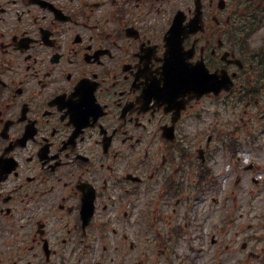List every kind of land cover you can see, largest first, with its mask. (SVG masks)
Returning <instances> with one entry per match:
<instances>
[{"label":"flooded vegetation","instance_id":"af4514ba","mask_svg":"<svg viewBox=\"0 0 264 264\" xmlns=\"http://www.w3.org/2000/svg\"><path fill=\"white\" fill-rule=\"evenodd\" d=\"M129 1L0 0V264H173L176 227L215 192L213 95L172 89L173 15ZM220 38L185 39L190 62L235 72Z\"/></svg>","mask_w":264,"mask_h":264},{"label":"rangeland","instance_id":"374dc122","mask_svg":"<svg viewBox=\"0 0 264 264\" xmlns=\"http://www.w3.org/2000/svg\"><path fill=\"white\" fill-rule=\"evenodd\" d=\"M184 1L191 6L193 5V0ZM216 2L217 0H214L213 8L216 7ZM206 3L208 5L209 0H206ZM263 39L264 31L257 32L252 37L251 42L257 45L261 44ZM260 109L264 111V103ZM232 111V108L222 107L220 108V117ZM214 118L217 116L211 109L205 115V120L210 123ZM261 141L264 142V136H261ZM262 153L253 151L249 155L261 160L264 157V153ZM227 155L223 153L221 156H216L213 167L217 173L222 170V163L225 171L228 168L227 164L230 157ZM241 158L243 159V156ZM240 163L243 162L240 161ZM259 166L258 172L262 171V176H264V163L259 164ZM224 169L223 172H225ZM247 174V177H242V181H239L237 186H235V182L231 181V178L235 180L232 172H230L229 178L224 179V207L222 211H220L221 206L217 208L216 203H214L217 202V197L222 191L215 190L208 195L203 205H199L198 215L195 222L191 224V227L195 224L194 232L198 234V237L193 239L194 235L191 231V242L181 243L180 252L188 253L187 264H264V183L258 186L260 188L258 191L247 192L252 187L250 178L253 175ZM231 186L232 190L236 191L229 196L227 194L232 192L229 190ZM228 216L230 217L229 220H227ZM218 220H222L223 235L221 242L216 231H214L215 224L217 227L219 225ZM205 227L207 229H204ZM243 243H247L245 249L242 247Z\"/></svg>","mask_w":264,"mask_h":264},{"label":"trees","instance_id":"16d2710c","mask_svg":"<svg viewBox=\"0 0 264 264\" xmlns=\"http://www.w3.org/2000/svg\"><path fill=\"white\" fill-rule=\"evenodd\" d=\"M264 0H252L250 8L252 14V21H258V14L263 9Z\"/></svg>","mask_w":264,"mask_h":264}]
</instances>
